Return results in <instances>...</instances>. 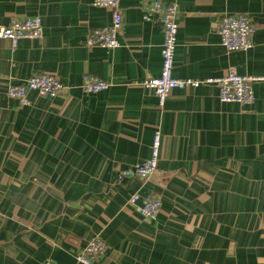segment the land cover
I'll list each match as a JSON object with an SVG mask.
<instances>
[{"label": "crops", "instance_id": "1", "mask_svg": "<svg viewBox=\"0 0 264 264\" xmlns=\"http://www.w3.org/2000/svg\"><path fill=\"white\" fill-rule=\"evenodd\" d=\"M152 1L120 0V46L107 49L86 45L111 22L93 0H0V27L39 16L43 28L14 47L0 38V264H80L95 235L107 245L95 264H264V80L250 104L202 83L159 107L141 85L161 68L162 27L143 18ZM159 1L178 7L175 78L264 76V0ZM224 14L251 18L249 50L221 45ZM36 72L63 90L30 92V105L7 95ZM84 74L110 86L85 93ZM156 129L160 178L119 179L150 157ZM134 192L160 199L153 220L128 204Z\"/></svg>", "mask_w": 264, "mask_h": 264}, {"label": "built area", "instance_id": "2", "mask_svg": "<svg viewBox=\"0 0 264 264\" xmlns=\"http://www.w3.org/2000/svg\"><path fill=\"white\" fill-rule=\"evenodd\" d=\"M120 0H93V5L105 8L110 12L111 22L106 26L92 28L86 38L88 47H103L113 49L120 46L118 35L122 25ZM177 14L175 3H164L154 0L145 10L143 16L147 20L158 22L163 31L161 46V68L158 77L148 78L141 82L145 88L153 91L159 107L165 103L167 96L173 89L197 87L202 83L216 84L218 97L221 102L250 104L253 101L252 83L264 80V76L241 75L228 72L224 76L206 78L205 80L179 79L173 76L175 48L177 44ZM217 31L221 45L227 51H247L252 47V36L256 27L251 18L240 14H224L217 20ZM42 21L39 16L17 17L0 27V38L9 39L13 45L21 39L37 40L42 37ZM110 84L93 74H84L81 77V89L85 93H95L105 90ZM64 88L63 83L56 77L45 72H36L26 80L10 85L7 95L15 98L21 105H30V92L39 96L54 97ZM161 134L156 129L153 135L150 157L142 162L132 164L118 171V178L137 177L144 180L151 178L157 170L159 159ZM128 204L144 218L153 220L160 212V199L154 194L140 195L134 192L128 197ZM107 248L105 241L99 235L93 236L89 242L79 248L74 257L80 264H95L98 257L103 255ZM48 264H56L48 262Z\"/></svg>", "mask_w": 264, "mask_h": 264}, {"label": "water", "instance_id": "3", "mask_svg": "<svg viewBox=\"0 0 264 264\" xmlns=\"http://www.w3.org/2000/svg\"><path fill=\"white\" fill-rule=\"evenodd\" d=\"M157 178V179H156ZM158 178H160V172L158 170H156L152 175L150 180H158Z\"/></svg>", "mask_w": 264, "mask_h": 264}]
</instances>
